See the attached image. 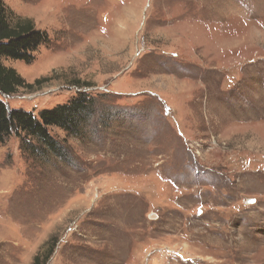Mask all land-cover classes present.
<instances>
[{
  "label": "rangeland",
  "instance_id": "rangeland-1",
  "mask_svg": "<svg viewBox=\"0 0 264 264\" xmlns=\"http://www.w3.org/2000/svg\"><path fill=\"white\" fill-rule=\"evenodd\" d=\"M2 1L49 42L1 100L114 117L49 128L81 173L0 144V264H264V0Z\"/></svg>",
  "mask_w": 264,
  "mask_h": 264
},
{
  "label": "trees",
  "instance_id": "trees-1",
  "mask_svg": "<svg viewBox=\"0 0 264 264\" xmlns=\"http://www.w3.org/2000/svg\"><path fill=\"white\" fill-rule=\"evenodd\" d=\"M48 42L45 31L37 29L29 19L15 17L0 0V95L11 96L18 89L33 88L13 68L3 65L2 60L30 64L37 49ZM99 107L98 98L78 93L66 103L42 109L34 115L31 111L9 108L0 98V144L16 137L29 156H38L40 160L54 156L64 160L67 166L75 167V163V168L80 172L87 165L75 158L65 141L53 137L49 128L61 130L65 139L85 141L88 135L96 138L100 133L97 125L101 123L105 127L114 117L109 112L99 114ZM55 243L56 240L47 242V248L34 256L31 264H47Z\"/></svg>",
  "mask_w": 264,
  "mask_h": 264
}]
</instances>
